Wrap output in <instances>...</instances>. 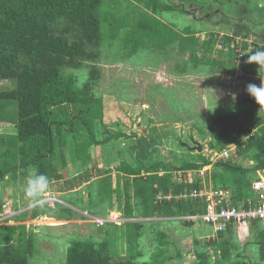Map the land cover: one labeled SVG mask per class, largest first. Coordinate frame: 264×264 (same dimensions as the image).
<instances>
[{
  "label": "trees",
  "instance_id": "obj_1",
  "mask_svg": "<svg viewBox=\"0 0 264 264\" xmlns=\"http://www.w3.org/2000/svg\"><path fill=\"white\" fill-rule=\"evenodd\" d=\"M245 1L0 0V80L15 81L14 87L0 90V122H10L16 129L9 135L0 134L1 179H6L9 173L16 177L20 172L24 174L36 168L50 181L61 180L67 175L70 163L91 159L92 146L122 136L119 130L102 139L96 135V121L103 120L104 109L103 100L95 89L102 78L99 63L108 32L109 37L116 39L118 32L125 29L123 43L132 55L151 45L155 49L188 55V62L195 69L207 66L214 70L264 75V67L247 63L251 53L264 48V43H249L246 36L238 41L232 35L220 36L215 32L201 39L191 26L178 30L170 25L175 23H167L161 17L173 10L191 14V3L213 6L214 12L223 13L230 4ZM218 44L222 47H217ZM239 60L243 63L239 64ZM82 68L88 70L89 79L80 84L76 74L68 70ZM248 100L256 103L250 95ZM13 106L15 112L7 115L6 110ZM233 144L236 148L232 153L236 158L214 163L222 171H215L213 186L230 192L232 206L249 207L248 200L255 199L253 181L259 179L258 171L264 170V117L251 125L240 123L220 131L211 139L209 147L224 151ZM141 147L145 146L140 138L138 148ZM139 153L136 165L124 161L117 167V173L110 170L109 175H104L105 171L101 173L97 191L100 200H111V209L121 212L125 218L134 217V204L146 218L187 217L207 212L208 204L204 199L190 195L193 190L203 188V180L199 177L191 181L188 171H200L212 161L200 154L202 161H187L180 167L165 161L147 164L144 150ZM246 157L255 162L252 167L241 164ZM176 171H183L181 178H176ZM81 178L84 183L85 177L81 175ZM63 210L67 214L58 216L56 210L49 209L45 203L16 215L20 224H0V264H30L36 239L22 223L44 213L62 220L73 212L70 208ZM184 222L194 224L191 220ZM253 223L261 224V221ZM257 231L259 261L253 264H264V227H258ZM131 239L132 236H128L127 240ZM158 239L156 252L144 264H167L171 259L167 233L159 231ZM215 241L210 240L209 244ZM227 244L221 246L220 253L215 252L218 257L215 264H249L243 258L231 260ZM110 245L108 238L100 242L71 238L63 264H138L133 252L112 253ZM196 256L197 264H214L205 249L197 250Z\"/></svg>",
  "mask_w": 264,
  "mask_h": 264
},
{
  "label": "rangeland",
  "instance_id": "obj_2",
  "mask_svg": "<svg viewBox=\"0 0 264 264\" xmlns=\"http://www.w3.org/2000/svg\"><path fill=\"white\" fill-rule=\"evenodd\" d=\"M189 10L191 14L173 10L161 17L167 23H175L170 25L178 30L191 26L201 39L215 32L220 36L232 35L238 41L246 36L244 38L249 43H264V0L230 4L223 13L214 12L213 6L198 3H191ZM124 35L125 29L118 32L116 39L107 33L99 63L102 78L95 89L96 95L103 100L104 109L103 120L96 121L97 138L102 139L116 130L121 131L122 136L92 146L89 161L70 163L63 179L50 181L45 198L48 208L56 210L54 212L58 216L67 214L63 208H70L73 212L68 213L71 215L69 218L63 216L66 219L62 220L44 213L37 219L22 223L36 239V250L30 264H63L71 238H91L99 242L108 238L112 253L133 252L137 255L138 264H144L159 246V231L167 233L168 255L171 256L167 264H197L196 251L203 249L215 264L218 259L215 252L220 253L225 242H228L231 260L243 258L249 264L258 262L257 229L264 227V223L240 225L222 234L202 222L187 225L184 221L188 218L185 217H143L136 204L134 217L125 218L121 212L111 209V200L97 197L101 173L105 171L104 175H109V170L117 173V167L124 161L136 165L140 159L139 150L143 149L147 155L144 161L147 164L165 161L180 167L187 161H202L200 154L216 163L224 158L209 147L214 136L237 124L251 125L264 117V110L248 100L246 91L250 83L261 84L260 76L240 70H214L207 66L195 69L188 62V55L155 49L151 45L132 55L124 46ZM217 47L222 46L218 44ZM238 63L243 62L239 60ZM68 71L76 74L80 84L89 79L86 68ZM14 82L0 80V90L14 87ZM15 110V106L8 108L6 114ZM15 132L14 124L0 122V134ZM140 138L145 147L139 149ZM199 145L203 147L202 151ZM234 147L235 144L232 145L230 159L236 158L232 153ZM241 164L252 167L255 162L246 157ZM29 170L16 177L12 176L13 173H9L6 179L0 177V204L9 203L7 215L5 210H1L0 224H20L15 216L32 208L24 197ZM219 170L222 168L211 163L200 171H188V176L190 180L203 177L204 190L209 191L213 188V175ZM181 173L183 171H176V178H181ZM81 175L86 179L84 183H81ZM227 196L229 198V194ZM128 236H132L131 241L127 240ZM213 238H216L215 244L210 245Z\"/></svg>",
  "mask_w": 264,
  "mask_h": 264
},
{
  "label": "built area",
  "instance_id": "obj_3",
  "mask_svg": "<svg viewBox=\"0 0 264 264\" xmlns=\"http://www.w3.org/2000/svg\"><path fill=\"white\" fill-rule=\"evenodd\" d=\"M234 146V144H233ZM232 148V146H231ZM231 148L223 152H214L222 158H229ZM235 147L232 149V151ZM255 199H249V207L247 206H232L225 203L228 192L222 189H213L205 192H193L194 196L204 197L208 203V210L203 214H196L190 216V219L196 222H202L211 226L216 233L227 231L231 225H247L254 221H261L264 223V175L256 180L253 185ZM184 196V195H183ZM185 197V196H184ZM255 201V203H253ZM9 204V203H8ZM8 204L1 206V210H5L4 214H8Z\"/></svg>",
  "mask_w": 264,
  "mask_h": 264
},
{
  "label": "clouds",
  "instance_id": "obj_4",
  "mask_svg": "<svg viewBox=\"0 0 264 264\" xmlns=\"http://www.w3.org/2000/svg\"><path fill=\"white\" fill-rule=\"evenodd\" d=\"M247 63H255L264 67V48H258L256 51L252 52L248 57ZM261 84L257 86L256 84L250 83L247 85V93L254 98L255 102L261 106V109L264 110V75L260 74ZM235 99V96L233 97ZM50 178L41 172L38 169L32 168L29 170L24 185V197L28 202L30 207H42L46 203V196L49 192ZM193 216V215H191ZM173 218V217H172ZM187 220H190V216H187ZM263 223V222H262ZM229 230L223 233H227ZM211 240H216L213 238Z\"/></svg>",
  "mask_w": 264,
  "mask_h": 264
},
{
  "label": "crops",
  "instance_id": "obj_5",
  "mask_svg": "<svg viewBox=\"0 0 264 264\" xmlns=\"http://www.w3.org/2000/svg\"><path fill=\"white\" fill-rule=\"evenodd\" d=\"M212 164H214V162H212ZM264 171V170H263ZM259 173V179L261 178V176H263L264 175V173H261L260 171H258ZM199 178V177H198ZM202 178V186H203V188H201L200 190H193L192 191V193L190 194L191 196H193V197H196V196H194V195H192L193 194V192H195V191H197V192H205V191H207V190H204L205 188H206V185L204 184V179H203V177H201ZM258 180V179H257ZM192 181V180H191ZM213 189H217V188H215L214 186H213V188L211 189V190H213ZM222 190H225V189H222ZM210 191V190H209ZM228 192V191H227ZM228 194H229V198H228V196H226L225 198H226V201H225V203H228L229 205H231V200H230V196H231V194H230V192H228ZM185 197H187L188 196V194H183ZM199 196V195H198ZM199 197H201V196H199ZM201 198H203L204 199V201L206 202V200H205V198L204 197H201ZM207 203V202H206ZM208 204V203H207ZM207 207H208V205H207ZM238 207V206H237ZM240 207V206H239ZM121 214V213H120ZM191 221H194V220H192V219H190ZM199 224V222H196V221H194V224ZM262 223V222H261ZM193 224V225H194ZM263 224V223H262ZM238 226H240V225H231V226H229V228H228V230H232V228H234V227H238Z\"/></svg>",
  "mask_w": 264,
  "mask_h": 264
},
{
  "label": "water",
  "instance_id": "obj_6",
  "mask_svg": "<svg viewBox=\"0 0 264 264\" xmlns=\"http://www.w3.org/2000/svg\"><path fill=\"white\" fill-rule=\"evenodd\" d=\"M203 147L201 145H199V150L202 151Z\"/></svg>",
  "mask_w": 264,
  "mask_h": 264
}]
</instances>
